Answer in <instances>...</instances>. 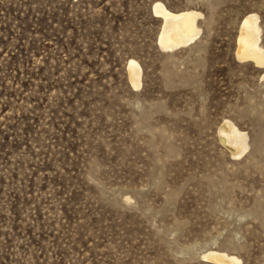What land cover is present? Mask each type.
Wrapping results in <instances>:
<instances>
[{
	"label": "rangeland",
	"instance_id": "1",
	"mask_svg": "<svg viewBox=\"0 0 264 264\" xmlns=\"http://www.w3.org/2000/svg\"><path fill=\"white\" fill-rule=\"evenodd\" d=\"M156 1L202 11L199 36L166 51ZM252 11L264 45V0H0V264H264V64L237 56Z\"/></svg>",
	"mask_w": 264,
	"mask_h": 264
},
{
	"label": "bare ground",
	"instance_id": "2",
	"mask_svg": "<svg viewBox=\"0 0 264 264\" xmlns=\"http://www.w3.org/2000/svg\"><path fill=\"white\" fill-rule=\"evenodd\" d=\"M154 10L163 19V26L159 36L160 45L166 51H174L192 42L201 32L198 19L203 12L195 8L179 10L170 9L162 1H156ZM237 44V56L242 60H251L257 64H264V45L261 41L262 28L260 15L249 12L243 17ZM129 77L135 87L142 83L143 67L141 63L131 57L128 62ZM219 136L232 151L233 155H243L250 147L248 133L241 129L232 119L226 118L219 127ZM203 257L218 264H244L242 258L220 248L204 250Z\"/></svg>",
	"mask_w": 264,
	"mask_h": 264
}]
</instances>
